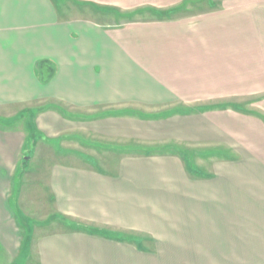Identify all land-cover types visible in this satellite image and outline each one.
Here are the masks:
<instances>
[{"label": "crops", "instance_id": "1", "mask_svg": "<svg viewBox=\"0 0 264 264\" xmlns=\"http://www.w3.org/2000/svg\"><path fill=\"white\" fill-rule=\"evenodd\" d=\"M62 1L0 0V264H264V0Z\"/></svg>", "mask_w": 264, "mask_h": 264}, {"label": "rangeland", "instance_id": "2", "mask_svg": "<svg viewBox=\"0 0 264 264\" xmlns=\"http://www.w3.org/2000/svg\"><path fill=\"white\" fill-rule=\"evenodd\" d=\"M222 0H214L215 5H218V3H221ZM57 5L59 8L65 7L67 4H62V0H56ZM67 3V2H66ZM210 0H191L187 3L185 1L184 4L180 5V9L178 10L179 15L184 16L185 14H194V13H203L206 10H211L214 8ZM5 121L0 118V124L3 125ZM42 140L45 144L49 145L53 149L57 150L58 152V160L65 159V150L59 145V142L57 139H34V134L31 136L27 143V148L25 150V159L26 163L22 167H24V170L27 171L28 175L26 176L27 179V188L33 187L34 190H36L35 193H28L26 194L25 202L23 203L25 206V210L30 213V216L28 217L32 220L30 223L33 222H40L38 220L46 218V212H45V203L49 198V192L47 190V172L48 167L53 162L52 160L45 159L44 157L48 155L44 150H42V147L37 150V144L39 141ZM202 148V147H200ZM40 153L41 157H38ZM87 160L92 163L99 165L101 167L108 166L107 164H104L99 159H96L95 157H91L89 155H84ZM202 163V162H201ZM32 184V185H31ZM32 214V215H31ZM37 218V220H36ZM39 218V219H38ZM43 231V229H41ZM40 230L37 231L35 236L41 232ZM35 252V250H34ZM35 257V254H34Z\"/></svg>", "mask_w": 264, "mask_h": 264}, {"label": "trees", "instance_id": "3", "mask_svg": "<svg viewBox=\"0 0 264 264\" xmlns=\"http://www.w3.org/2000/svg\"><path fill=\"white\" fill-rule=\"evenodd\" d=\"M199 1V0H197ZM214 3V0H212ZM189 1H187L188 3ZM212 3V4H213ZM215 7V4H213ZM183 150H177L176 153L180 154L183 159L185 160V163L187 165V170L189 171V174L194 177V178H207L210 177L212 175V173H210L207 168V165H204L200 162L199 158L202 157L204 159H208L209 157L212 156V153H208V154H202L200 149H192V148H188L187 146L182 147ZM187 149V150H186ZM203 150V149H202ZM151 239H145L142 240L143 243H146L147 241H150ZM153 243V241H152ZM154 244V243H153ZM152 247H154V245H152Z\"/></svg>", "mask_w": 264, "mask_h": 264}]
</instances>
